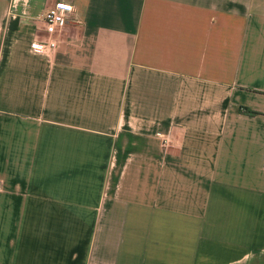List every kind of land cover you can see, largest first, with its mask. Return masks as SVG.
<instances>
[{"label":"crops","instance_id":"crops-1","mask_svg":"<svg viewBox=\"0 0 264 264\" xmlns=\"http://www.w3.org/2000/svg\"><path fill=\"white\" fill-rule=\"evenodd\" d=\"M54 1L0 0V264H264V0H67L34 51Z\"/></svg>","mask_w":264,"mask_h":264},{"label":"built area","instance_id":"built-area-1","mask_svg":"<svg viewBox=\"0 0 264 264\" xmlns=\"http://www.w3.org/2000/svg\"><path fill=\"white\" fill-rule=\"evenodd\" d=\"M74 6L67 0H56L44 11L42 18L44 20V29L46 37L40 41H32L30 47L34 51L50 50L56 46L55 32L58 28L64 27L69 18H71ZM168 142L164 139L163 144Z\"/></svg>","mask_w":264,"mask_h":264}]
</instances>
